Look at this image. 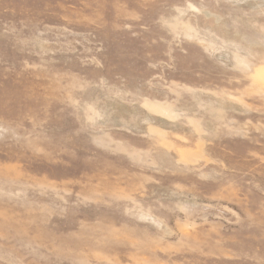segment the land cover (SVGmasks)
<instances>
[{"label": "rangeland", "instance_id": "374dc122", "mask_svg": "<svg viewBox=\"0 0 264 264\" xmlns=\"http://www.w3.org/2000/svg\"><path fill=\"white\" fill-rule=\"evenodd\" d=\"M0 264H264V0H0Z\"/></svg>", "mask_w": 264, "mask_h": 264}]
</instances>
